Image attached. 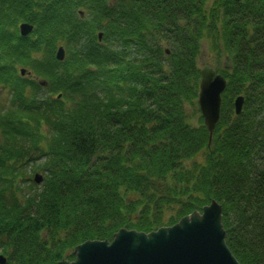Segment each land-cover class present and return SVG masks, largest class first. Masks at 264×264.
I'll return each mask as SVG.
<instances>
[{"label": "trees", "instance_id": "1", "mask_svg": "<svg viewBox=\"0 0 264 264\" xmlns=\"http://www.w3.org/2000/svg\"><path fill=\"white\" fill-rule=\"evenodd\" d=\"M203 48L230 61L211 143ZM0 101L6 264H58L212 199L233 254L264 264V0H0Z\"/></svg>", "mask_w": 264, "mask_h": 264}, {"label": "water", "instance_id": "2", "mask_svg": "<svg viewBox=\"0 0 264 264\" xmlns=\"http://www.w3.org/2000/svg\"><path fill=\"white\" fill-rule=\"evenodd\" d=\"M19 28L21 35H27L33 30V24L22 22ZM101 36L99 33L100 39ZM56 57L65 58L64 46H59ZM25 72L22 68L21 74ZM226 83V78L212 68L201 70L198 104L209 131V143L220 118ZM243 104L244 96L238 95L234 101L237 114ZM34 180L41 183L43 174L36 173ZM222 217V204L212 199L202 210H194L175 224L149 233L121 228L111 241L87 240L75 246L73 261L61 260L59 264H242L226 243ZM5 263L6 257L0 254V264Z\"/></svg>", "mask_w": 264, "mask_h": 264}, {"label": "rangeland", "instance_id": "3", "mask_svg": "<svg viewBox=\"0 0 264 264\" xmlns=\"http://www.w3.org/2000/svg\"><path fill=\"white\" fill-rule=\"evenodd\" d=\"M225 63H226V56H224V54H222L221 56H218L212 52H208V50L205 48H203V52L198 59V65L201 68L211 67L213 69L218 70V68H225L224 67ZM229 63L230 61L227 62L228 66H229ZM35 173L44 174V172L39 169L34 172L32 170H28L26 175H29V177L33 179Z\"/></svg>", "mask_w": 264, "mask_h": 264}, {"label": "flooded vegetation", "instance_id": "4", "mask_svg": "<svg viewBox=\"0 0 264 264\" xmlns=\"http://www.w3.org/2000/svg\"><path fill=\"white\" fill-rule=\"evenodd\" d=\"M5 255V254H4ZM6 256V258H7V262H8V256L7 255H5Z\"/></svg>", "mask_w": 264, "mask_h": 264}, {"label": "bare ground", "instance_id": "5", "mask_svg": "<svg viewBox=\"0 0 264 264\" xmlns=\"http://www.w3.org/2000/svg\"><path fill=\"white\" fill-rule=\"evenodd\" d=\"M228 245V244H227Z\"/></svg>", "mask_w": 264, "mask_h": 264}]
</instances>
